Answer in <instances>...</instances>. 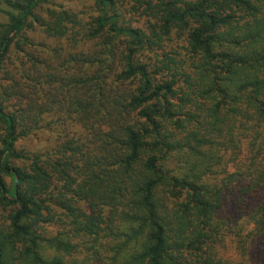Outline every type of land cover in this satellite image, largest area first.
<instances>
[{
    "label": "trees",
    "instance_id": "obj_1",
    "mask_svg": "<svg viewBox=\"0 0 264 264\" xmlns=\"http://www.w3.org/2000/svg\"><path fill=\"white\" fill-rule=\"evenodd\" d=\"M46 2L0 0V264H264V0Z\"/></svg>",
    "mask_w": 264,
    "mask_h": 264
},
{
    "label": "rangeland",
    "instance_id": "obj_2",
    "mask_svg": "<svg viewBox=\"0 0 264 264\" xmlns=\"http://www.w3.org/2000/svg\"><path fill=\"white\" fill-rule=\"evenodd\" d=\"M93 3L92 0H47V2L44 4L45 7H62V8H72L74 10H79L82 8L83 4H91ZM41 14H44L43 11H40ZM91 13V12H90ZM87 17V16H85ZM8 20L7 15L4 11L0 10V23H4ZM46 133H43L42 135H39L38 137H33L27 142L20 141L18 146L24 145V143H27L28 146L34 150L47 147L49 145L48 139H46ZM223 214L230 215L233 213V208L231 205H225L223 208ZM220 252L223 257L225 256H231V257H237L239 255L238 251L235 250V244L232 241V237H227L225 241L222 243V246L220 248Z\"/></svg>",
    "mask_w": 264,
    "mask_h": 264
}]
</instances>
